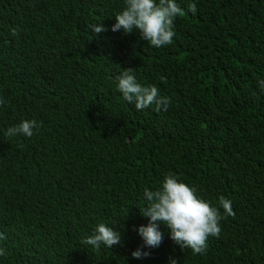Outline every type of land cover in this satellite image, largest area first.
<instances>
[{"label": "trees", "instance_id": "trees-1", "mask_svg": "<svg viewBox=\"0 0 264 264\" xmlns=\"http://www.w3.org/2000/svg\"><path fill=\"white\" fill-rule=\"evenodd\" d=\"M176 3L173 42L155 48L111 31L123 0H0V264H264V0ZM98 22L108 30L93 34ZM129 67L166 111L123 99ZM22 119L39 130L6 137ZM166 173L222 217L219 197L231 201L204 254L163 223L157 247L135 230ZM101 222L121 244L81 243Z\"/></svg>", "mask_w": 264, "mask_h": 264}, {"label": "clouds", "instance_id": "clouds-1", "mask_svg": "<svg viewBox=\"0 0 264 264\" xmlns=\"http://www.w3.org/2000/svg\"><path fill=\"white\" fill-rule=\"evenodd\" d=\"M189 11L196 13L195 3H190ZM184 15L176 0H123L122 8L115 14V23L110 26L111 31H122L124 34L138 32L141 39L147 41L155 48L170 45L175 36V19ZM89 29L93 34H98L108 29L100 22L90 24ZM164 77H161L163 80ZM116 88L125 101L133 103L137 110L155 106L156 111H166L171 104V99L162 96L155 85H141L131 67L116 77ZM264 90V81L258 82ZM0 97V107L7 104ZM40 125L34 119H22L19 123L6 129V137L25 136L31 137L34 129L39 130ZM145 206L140 214L148 218L146 225L135 228L142 237L144 246L157 247L162 242L163 234L159 223L169 229L170 239L182 249L188 248L195 254H204L209 237H219L221 233L220 222L226 216H234L231 201L224 196L218 199L225 216L222 217L217 207L197 194L195 186L179 180L174 173H166L155 190L148 188L143 192ZM128 213V212H127ZM127 216V215H126ZM4 236L0 233V239ZM94 250H99L101 245L111 248L122 243L121 233L105 223H98L92 234L81 241ZM4 250L0 249V255ZM136 259L151 255L141 248L131 252ZM171 264H177L175 259Z\"/></svg>", "mask_w": 264, "mask_h": 264}]
</instances>
